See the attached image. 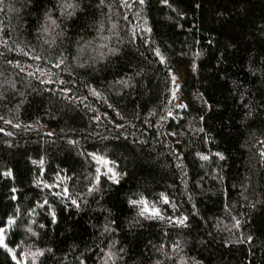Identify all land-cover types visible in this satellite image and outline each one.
I'll return each mask as SVG.
<instances>
[{
    "label": "trees",
    "instance_id": "obj_1",
    "mask_svg": "<svg viewBox=\"0 0 264 264\" xmlns=\"http://www.w3.org/2000/svg\"><path fill=\"white\" fill-rule=\"evenodd\" d=\"M0 229V264H264V0H0Z\"/></svg>",
    "mask_w": 264,
    "mask_h": 264
},
{
    "label": "rangeland",
    "instance_id": "obj_2",
    "mask_svg": "<svg viewBox=\"0 0 264 264\" xmlns=\"http://www.w3.org/2000/svg\"><path fill=\"white\" fill-rule=\"evenodd\" d=\"M181 72H183L182 70H181ZM183 104H184V100H180L179 101V106H180V108L183 106ZM94 160H95V162H96V164H97V167H98V169H99V171L101 172V173H105V174H107V175H110V176H114V174H115V172L113 171L114 170V168H113V170H112V168H111V163L107 160V159H105V158H101V157H95L94 158ZM102 161H106L107 163L105 164V163H102ZM110 163V164H109ZM113 166V165H112ZM109 169H111V171H109ZM113 171V172H112ZM110 172V173H109ZM0 235H2V232H0Z\"/></svg>",
    "mask_w": 264,
    "mask_h": 264
},
{
    "label": "snow or ice",
    "instance_id": "obj_3",
    "mask_svg": "<svg viewBox=\"0 0 264 264\" xmlns=\"http://www.w3.org/2000/svg\"><path fill=\"white\" fill-rule=\"evenodd\" d=\"M164 2L166 3L167 2V0H164ZM141 3H143V0H141ZM202 159H207V157H202ZM102 163H107L106 161H102ZM109 171H111V169H109ZM113 179H115V174H114V176H113ZM132 203H141V204H145V202L144 201H139V202H137V201H132ZM148 211V208H147V205L145 204V207L143 208V210H142V212H141V214H143L144 212H147ZM153 214L154 215H157L158 213L155 211V210H153ZM3 230L2 229H0V232H2ZM0 246H4V240H3V236L2 235H0ZM14 259H15V256L13 257Z\"/></svg>",
    "mask_w": 264,
    "mask_h": 264
}]
</instances>
